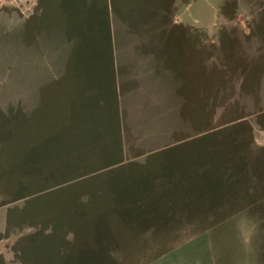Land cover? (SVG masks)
<instances>
[{
	"label": "rangeland",
	"instance_id": "1",
	"mask_svg": "<svg viewBox=\"0 0 264 264\" xmlns=\"http://www.w3.org/2000/svg\"><path fill=\"white\" fill-rule=\"evenodd\" d=\"M11 1L0 0V264H264V0H190L185 18L206 28L196 33L206 45L202 71L189 49L187 73L179 70L161 83L166 106L160 110L170 116L175 135L157 162L162 172L153 175L158 171L150 165L142 188H127V182L118 179L127 175V164L104 165L103 155L114 151L109 146L79 147L82 154L73 158L76 140H57L52 133L59 117L54 107L44 111L52 123L41 124V109L34 108L37 93L33 100L24 99L38 92L39 77L25 73L42 66L35 43L42 29L47 32L42 36L52 41L62 30L73 48L68 59L64 44L62 60L65 65L69 60L70 75L55 77L45 88L63 90L70 81L72 89V68L78 63L88 73L97 67L103 75L99 63L101 51L107 50L104 17L109 5L106 8L105 0L90 5L86 0H40L13 29ZM124 1L126 16L149 21L157 19L154 12L162 2ZM89 21L91 38L84 41ZM26 42L29 52L15 50V44ZM135 109L132 116L129 110L125 163L145 162L158 142L143 139L153 131L143 132L144 117L136 118ZM110 113V108L97 107L86 116L106 121ZM94 126L91 131L99 132ZM96 143L100 141H88ZM88 155L95 160L92 165L76 166ZM87 166L109 168L77 169ZM93 178L109 185L113 203L107 208L121 216L125 226L121 245L102 232L103 220L97 219L111 213L78 204L88 201L87 183ZM115 190L121 198H112ZM97 226L99 236L93 242L102 248L93 251L84 245L76 253L80 242L75 231L93 232Z\"/></svg>",
	"mask_w": 264,
	"mask_h": 264
},
{
	"label": "crops",
	"instance_id": "2",
	"mask_svg": "<svg viewBox=\"0 0 264 264\" xmlns=\"http://www.w3.org/2000/svg\"><path fill=\"white\" fill-rule=\"evenodd\" d=\"M92 1L96 4L95 0H86L85 3L90 5ZM39 2L40 0L11 1L8 5V7H13V11L11 10L9 14L12 20L11 27L14 29L15 24L19 23L18 25H20L22 22H25L29 16L28 12L33 10L35 6L37 7ZM108 5L109 12L104 17L106 20L105 33L107 39L105 44H107V50L101 51L103 59H101L99 63V65H102L101 69L105 68L103 75H99L97 67L94 69L92 67L88 73L86 67L78 63L72 68L74 76V85L72 89L68 87L70 81L63 90H58L53 87L50 91V88H45L51 87L52 82L57 78L67 73L70 75L69 60L66 62V65L62 60L65 54L64 44L68 47V52H66L68 59V55L73 53V48H70V44L72 43L70 41V36L66 37L62 30L58 34V40L52 41L42 36V34L47 33L46 29H42V32L38 34V38L35 40V43L38 44L40 49L39 57L41 59L40 65L42 66H40L38 71H33L31 73L27 71V73H25L27 77L32 75L39 77L37 85L38 92H31L27 96H25V94L24 99L25 101L33 100L37 93L38 103L35 104L34 108L39 107L41 109V124H44V122L46 124L52 123L51 119L53 117L49 116L46 118L44 114L52 109H48L49 106L54 107L59 117L55 119V124L52 123L55 127L52 133H55L54 137L57 140H76L77 147L73 152V158L79 157V154H82V152L78 151L79 147H85L84 149H87L86 147L109 146L110 149L114 151L103 155L105 159L103 158L101 160L105 161L104 165H109V161L115 164L116 167L127 164L125 167L127 175L125 177L119 175L121 178L118 177V179H120V181L125 180V182H127V188L130 186L142 188L145 184L143 173L148 170V167L150 168V165H152V167L154 165L153 170L158 171L153 175L162 172L161 168L163 165L157 162L162 161V156L165 154L164 149L170 144L169 142L175 135V127L174 125L173 127L170 125V123H172L170 122V116L166 117L165 112L160 110L165 109L164 105L166 106L165 101L161 100V94L163 98L166 95L165 88L161 83H164L165 78H167L169 82V76L179 70L183 75L187 73L189 67V49L192 50V54L196 59H199V73H201V52L204 51L206 53V45L205 47L203 46L202 37H197L196 33L197 30H206V28H203L202 25L199 26L192 23L185 18L186 11L190 6V0H162L156 7L157 12H154L157 19L152 21L146 20L145 18L140 20L136 17L133 20L134 14H129V17L126 16V1L124 0H105L106 8ZM176 6L178 7L176 8ZM87 13L91 15V8L88 9ZM125 18L129 21H126ZM90 26L91 23L89 21L85 26L84 41L91 38L90 31L92 30V26ZM193 28L196 29L195 33ZM72 39H75V36ZM203 43L206 44V38L203 39ZM25 44L28 45L27 42ZM17 45L18 44H15V50H20L21 53L30 51L29 45ZM25 48H27V51H25ZM17 54L15 55L19 56ZM59 62H61V64L56 67L55 65ZM43 63L45 66H43ZM83 69L86 72L84 75L85 78L81 77ZM196 70L198 69L196 68L195 71ZM192 72L193 70L191 73ZM139 92H142L143 95L137 99ZM51 97L53 99H50ZM15 100L18 102L22 101L16 97ZM97 107L111 109L112 113L107 115L106 121L100 120L97 116L94 118L86 116L88 110ZM135 108L149 110L136 112ZM132 109H135L136 118L144 117L142 120L145 124L143 132L151 133L153 131L150 137L146 136L143 139L146 141L158 139L155 147L156 150H154L151 157L148 156L147 160L143 163L124 162L125 150L127 153V141L129 139L128 116L129 110L131 112ZM149 113L153 116H150ZM130 115L132 116V112ZM161 116L164 117L161 118ZM147 117L152 118L146 119ZM166 119L168 125L160 126ZM92 124L99 126L100 131H91ZM95 126L93 128H95ZM166 139L170 140L165 142L164 140ZM79 140L84 141L82 146L77 144ZM88 141H90V143L92 141H100V143H96L92 146L88 144ZM85 159L86 161L78 160L76 166L79 165L83 167L84 164L89 163L92 165L93 162H95L89 155L86 156ZM71 162L73 163V161ZM81 167L77 169L83 172H101L109 168L102 166ZM93 179L87 183L90 187L89 192H91L88 201H79L78 204L81 202V204L85 206L95 205L92 207L96 208L98 212H105V214L111 213L110 215L99 216L97 219L103 220L104 231L102 232L108 234L116 244L121 245L124 243L123 234H125V226L122 224L121 216L112 214L114 212L107 208V206L113 203L111 197L108 195L109 185L107 186L105 181L100 184L99 178ZM97 189L102 190L97 191ZM116 192L117 195L112 198H121V192ZM81 223H85L83 219H81ZM97 232H99L98 226L95 228L93 227V232H90L89 229H87V231H75L76 241L78 244L80 242V246H78L76 253L84 245L88 247V250H100L102 247L99 245L101 244L97 241V246H95L93 242L95 239H98L99 235Z\"/></svg>",
	"mask_w": 264,
	"mask_h": 264
}]
</instances>
